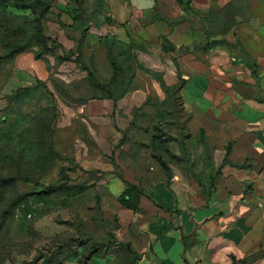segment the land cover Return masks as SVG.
<instances>
[{"label":"crops","instance_id":"0c3cea01","mask_svg":"<svg viewBox=\"0 0 264 264\" xmlns=\"http://www.w3.org/2000/svg\"><path fill=\"white\" fill-rule=\"evenodd\" d=\"M44 32L52 53L0 64V106L34 87L24 111L77 141L64 183L115 221L90 259L264 264V0H56ZM177 86L185 125L155 138L152 97Z\"/></svg>","mask_w":264,"mask_h":264},{"label":"rangeland","instance_id":"374dc122","mask_svg":"<svg viewBox=\"0 0 264 264\" xmlns=\"http://www.w3.org/2000/svg\"><path fill=\"white\" fill-rule=\"evenodd\" d=\"M55 2L0 0V55L20 48L9 58L37 51L42 32L50 38L44 26ZM59 57L70 60V53ZM5 60L1 58L0 64ZM173 92L163 99L152 97L153 136L172 137L174 129L185 125L179 96ZM4 106H0V264H86L85 255L93 247L98 253L115 243L111 238L115 221L112 211L95 205L88 194L67 196L58 186L59 165L72 157L77 141L56 127L48 138L47 129L35 124L34 117L21 108L3 113ZM6 112L11 113L10 120ZM104 263L96 255L88 264Z\"/></svg>","mask_w":264,"mask_h":264},{"label":"trees","instance_id":"16d2710c","mask_svg":"<svg viewBox=\"0 0 264 264\" xmlns=\"http://www.w3.org/2000/svg\"><path fill=\"white\" fill-rule=\"evenodd\" d=\"M83 34V32H82ZM41 40H40V47L37 51H34L35 53V56L38 58L40 56H42L43 54L45 53H52L55 49H56V44L53 40H51L50 38L44 36L43 32H42V36H40ZM21 50L18 49H13L12 51H10L9 53H6V55H4L2 57V55H0V59L1 58H6V59H9V56H13L14 54L17 53V51ZM77 51V49H76ZM69 53V52H68ZM70 55H72L70 53ZM8 57V58H7ZM58 60L62 61L64 60V58H60L59 56L57 57ZM109 59H110V63L112 65V67L114 68V74L110 77L109 80L107 81H98L93 73L91 71L88 72V79H89V84L93 87H99L102 91L104 92H110L111 90H115L120 84V82L117 80L116 78V70L119 69L117 65H115V63H113V59L112 57L109 55ZM40 86V85H39ZM165 92H166V96L171 94L173 91L175 93H177V91L179 90V86L177 87H171V88H165L164 89ZM38 92L40 91H37L36 89H34V87H23V88H18L16 89L13 93H11L9 96H8V101H7V104L4 106V112L5 111H8V110H15L17 108H21L20 110L25 113V114H28L30 115L31 117H34V123L35 124H39V123H42L41 127H45L47 129V137L50 138L51 137V134L53 133V122H54V119H55V116H56V113H55V108L53 106L51 107H45V108H42L40 110V112H38L37 114H31L30 112H25L24 109L26 106L29 105V103L34 99V98H38L37 97V94ZM173 92V93H174ZM39 96L40 98H44L45 100H47L49 102L50 98L48 96H46V94H43V93H39ZM89 96V95H88ZM93 96V95H92ZM110 98H116L115 95H106ZM87 96H84L83 98L81 99H74V97H69L70 100H78V101H81V100H84V99H87L86 98ZM11 112V111H10ZM6 114L9 116L8 119L10 120L11 118V113L9 112H6ZM43 115H48L50 117H48L46 120L44 119H39V117H42ZM10 125H8L9 127ZM158 136H155V138H157ZM67 160V159H66ZM61 167V174L59 176V179H58V186L62 187L63 191H65L67 194V196L69 195H74V194H77L80 192L79 188H69L65 183H64V180H67L68 176L65 174V170H68L67 167H64L62 165H59V168ZM60 172V171H59ZM60 174V173H59ZM37 188H42L41 186H37ZM40 192L41 191H36L37 195H40ZM97 250H98V247H93V249H91L89 251V253L87 255H85L86 257V260H89L91 258L92 255H94L95 253H97Z\"/></svg>","mask_w":264,"mask_h":264}]
</instances>
